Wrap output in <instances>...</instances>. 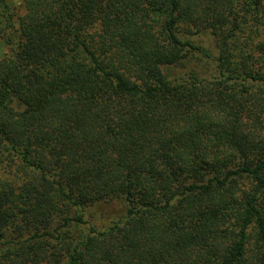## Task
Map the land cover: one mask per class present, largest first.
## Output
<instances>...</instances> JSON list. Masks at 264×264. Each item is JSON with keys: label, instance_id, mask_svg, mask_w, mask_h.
I'll return each instance as SVG.
<instances>
[{"label": "trees", "instance_id": "1", "mask_svg": "<svg viewBox=\"0 0 264 264\" xmlns=\"http://www.w3.org/2000/svg\"><path fill=\"white\" fill-rule=\"evenodd\" d=\"M0 44V264H264V0H0Z\"/></svg>", "mask_w": 264, "mask_h": 264}, {"label": "rangeland", "instance_id": "2", "mask_svg": "<svg viewBox=\"0 0 264 264\" xmlns=\"http://www.w3.org/2000/svg\"><path fill=\"white\" fill-rule=\"evenodd\" d=\"M9 6L12 9L19 8L23 0H7ZM206 46H210L214 50V40L211 37H202ZM6 47L3 44H0V57H2L6 52ZM209 63L208 65L201 64L200 71L209 76L213 73L214 62ZM126 204L123 200H114L110 202H101L91 208L86 212L87 219L99 229H105L124 218L126 213Z\"/></svg>", "mask_w": 264, "mask_h": 264}]
</instances>
